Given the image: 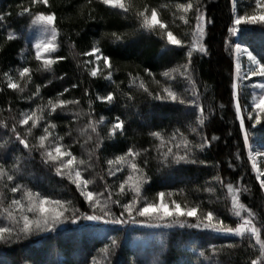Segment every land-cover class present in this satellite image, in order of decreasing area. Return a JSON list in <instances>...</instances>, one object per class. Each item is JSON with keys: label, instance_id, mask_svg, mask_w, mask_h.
<instances>
[{"label": "snow or ice", "instance_id": "6c2138e0", "mask_svg": "<svg viewBox=\"0 0 264 264\" xmlns=\"http://www.w3.org/2000/svg\"><path fill=\"white\" fill-rule=\"evenodd\" d=\"M99 2L103 6L117 10L123 18L133 19L136 25L135 32L157 37L164 42L165 49L168 46L187 48L185 63L162 72L163 82L156 79L151 69H144L152 82L158 86L156 91L151 90L148 83L138 75L134 76L129 72L128 76L129 88H137L154 100L195 106L197 114L194 123L188 126V132L193 139H189L185 131L178 127H173L170 131L159 129L148 132V136L152 138L148 148L129 146L120 154L113 153L104 158L106 176L117 177V180L109 184L104 175L96 172V167L101 160L102 150L107 151L111 147L106 145L105 141L125 135L126 121L119 115L111 121L103 115L97 117L94 104L99 101L114 105L118 102V93L130 101L134 99L131 93L124 92L117 85L115 89L106 90L104 94L97 91L93 98L89 90L85 89L84 95L88 97L85 111L82 107H77L80 105L79 98H64V94L69 92L67 87L56 93L55 97L45 98L41 94V89L51 81L36 84L34 90L25 95L33 80L34 70L30 66L3 71V82L7 89L15 91L21 99L27 101L28 107L14 115L11 104L8 105L6 111L9 116L0 119V129L4 131V138L0 139V150H5L15 141L27 150V158L30 159L34 153L37 154L43 166L75 186L82 203L87 205V210H81L73 200L53 196L23 182L22 161L25 157L17 156L11 164L0 159V243L19 242L34 233L55 231L59 225L68 222L77 223L83 220L124 224L128 221L150 223L154 220L168 227L178 225L234 235L241 242L247 239L248 247L255 250V256L250 259L249 264H264V217L242 201V194L249 191L248 185L242 182L243 177L240 178L241 182L232 180L225 182L224 177L216 174L210 178L209 185L201 189L210 196L215 195L217 186L226 190L230 202L228 211L238 221L235 226L226 224L225 220L210 207L211 199L208 201L209 206H205L203 201L189 203L186 199L183 201L175 199L174 197L182 194L183 190L157 191L155 199H149L145 195L147 191L145 186L151 180L145 169L148 167V157L152 152L156 153L155 158L162 165L206 164V161L198 160L197 151L202 152L210 148L212 141L219 139L216 135L209 138L204 132L206 121L214 114V109H209L206 113L204 105L196 99L200 91L196 87L192 67L194 52L201 55L209 54L204 38L212 20L209 19L202 0H173L171 6L167 3L161 5L137 3V0ZM87 3L91 5L93 0H87ZM231 4L235 13L228 28L231 36H242L252 26H259L264 30V0H249V10L243 13L237 9V0H231ZM37 5L42 6V9H37ZM19 8L18 15L23 17L27 14L30 24L38 26L46 37L34 45V58L40 62L35 71L52 72L58 61L66 59L57 54L61 47L60 18L57 11L54 10L51 0H28L26 5ZM165 11L169 13L170 18L164 17ZM10 15V12H0V28L5 27L7 17ZM190 18L194 20L190 31H185L181 35L175 34L173 29L179 27L177 22L188 26ZM88 19H95L91 9L88 12ZM102 36L110 37L113 43H124L128 38L126 32L117 31L103 33ZM16 38L17 32L9 28L6 39L12 41ZM69 40L74 47V41H71V38ZM229 49L230 53L234 54L232 96L235 115L243 134V143L247 148V160L251 164V171L255 173L260 188L264 189V144L254 148L250 143L252 133L245 127L247 119L251 129H255L257 125L264 128V52L255 53L242 42L234 41L229 42ZM79 55L86 57L80 61V65L90 77L117 84L113 79L116 68L112 57L102 49L100 40H95L88 51ZM178 76L190 85L191 98H186L173 87ZM253 77L258 78L257 82H252ZM77 87V84L71 85V88ZM249 87L252 89L250 99L246 94ZM3 91L4 88L0 87V92ZM188 91V88L184 89V92ZM37 100L39 102H36ZM3 111L5 109H0V112ZM65 112L72 114V120L64 125L66 131L61 133L58 130L60 126L56 116ZM82 120V124L73 127V123ZM102 127L105 129L103 134ZM77 146L79 152L74 150ZM229 166L231 167V164ZM97 179L103 182V190L96 189ZM114 207L118 212L113 210ZM138 217L141 219H137ZM187 218H194V221L189 222ZM118 246L117 239L113 237L110 244L101 250L105 264H111L110 256ZM237 246L230 244L227 247ZM212 251H218L214 245ZM92 264H99L95 257Z\"/></svg>", "mask_w": 264, "mask_h": 264}, {"label": "trees", "instance_id": "16d2710c", "mask_svg": "<svg viewBox=\"0 0 264 264\" xmlns=\"http://www.w3.org/2000/svg\"><path fill=\"white\" fill-rule=\"evenodd\" d=\"M144 2L152 5L167 3L171 6L173 0H137V3ZM27 3L28 0H0V12L11 13L7 17L5 27L0 28V49H2L0 50V87L4 88V91L0 92V109H5L0 112V119L9 116L6 111L9 104L14 115H18L20 110L28 107L27 101L21 99L15 91L7 89L2 72L30 66L34 70L33 80L25 95L34 90L36 84L51 81L41 89V94L45 98L55 97L56 93L67 87L69 92L64 94V98H79L80 105L77 107H82L85 111L88 100L84 95L85 89L89 90L94 98L97 91L104 94L106 90L115 89L118 85L119 89L130 92L134 97L129 101L118 93V102L114 105L99 101L94 104L97 117L103 115L111 121L119 115L126 121L125 135L105 141V144L111 147L107 151L102 150L101 160L96 167V172L104 175L109 184L117 180V177L106 176L104 158L113 153L120 154L129 146L148 148L152 142L148 132L159 129L170 131L173 127H178L181 131H185L189 139H193L188 132V126L194 123L197 114L195 106L154 100L137 88H129L128 76L129 72L134 76L138 75L148 83L151 90L156 91L158 86L152 82L144 69H151L156 79L163 82L162 72L185 63L186 47L181 49L168 46L165 49L164 42L147 33L135 32L136 25L133 19L123 18L117 10L101 5L99 0H93L91 5L87 0H51L60 18L61 47L57 54L66 59L58 61L53 66L52 72H36L35 69L40 62L34 58L33 40L27 38L33 25L30 24L27 14L23 17L18 15L19 6ZM202 3L205 5L209 19L212 20L204 38L209 54L201 55L194 52L192 67L196 87L200 91L196 99L204 105L206 113L209 109H214V114L206 121L204 132L209 138L216 135L219 139L212 141L210 148L202 152L197 151L198 160H204L206 164L162 165L155 158L156 153L152 152L148 157V167L145 169L151 177L150 183L145 186L147 189L145 195L149 199H155L157 191L183 190L182 194L174 198L178 201L186 199L189 203L203 201L205 206H209L208 201L211 199L210 207L225 220L226 224L235 226L238 221L228 211L230 202L226 190L217 186L215 195L210 196L201 189L208 186L210 178L216 174L224 177L225 182L228 180L241 182L240 178L243 177L242 182L248 185L249 191L242 194V201L264 217V189L260 188L255 173L251 171L243 134L235 115L232 96L234 54L230 53L229 49V42L234 41L242 42L255 53L264 52V30L259 26H252L242 36H231L228 28L235 14L231 0H202ZM36 7L42 9L40 5ZM90 9L95 17L94 20L88 19ZM237 9L241 13L249 10V0H237ZM163 15L165 18H170L167 11ZM177 23L179 27L174 28L173 31L181 35L185 31H190L194 20L190 18L188 26L179 21ZM9 28L17 32V38L12 41L6 39ZM112 31L126 32L127 40L124 43H113L110 37L102 36L103 33ZM69 38L74 41V47ZM95 40H100L102 49L112 57L116 68L113 74L116 85L104 79L90 77L80 65V61L86 57L79 54L88 51ZM72 84H77L78 87L71 88ZM173 87L186 98H191V88L186 80L178 76ZM185 88L189 91L184 92ZM246 94L250 99L249 90H246ZM125 104L128 106L125 107ZM71 120V113L65 112L56 116L60 126L58 130L61 133L66 131L64 125ZM82 123L83 120L73 123V127H78ZM245 127L252 133L250 142L264 144V128L261 125L251 129L246 119ZM104 130L102 127V134ZM3 138L4 131L0 129V139ZM74 150L79 152V147ZM17 156L25 157L22 161L23 182L53 196L73 200L81 210H87V205L82 203L75 186L43 166L37 154L34 153L32 158H27V150L15 141L5 150H0V159L6 160L9 164ZM95 187L97 190H103V182L97 179ZM217 196L219 199H216ZM113 210L118 212L115 207ZM187 219L189 222L194 221V218ZM113 237L117 239L119 246L110 256L111 264H249L250 259L255 256V250L248 247L247 239L241 242L236 236L216 234L213 230L178 225L168 227L154 220L150 223L128 221L124 224L82 220L59 225L55 231L34 233L19 242L0 243V264H92L94 257L99 264H105L101 250L105 245L110 244V239ZM230 244L238 246L228 248ZM213 245L218 251H212Z\"/></svg>", "mask_w": 264, "mask_h": 264}, {"label": "rangeland", "instance_id": "374dc122", "mask_svg": "<svg viewBox=\"0 0 264 264\" xmlns=\"http://www.w3.org/2000/svg\"><path fill=\"white\" fill-rule=\"evenodd\" d=\"M27 38H30L33 40V47L35 45L36 42L38 41H42L44 39H46L45 35L40 31L39 27L38 26H33V28L30 30V32L28 33V36ZM244 61L246 62V57L244 58ZM252 79V82L255 83L257 82L258 78L256 77H253L251 78ZM247 83V82H246ZM247 90H249L250 92V96H251V92H252V89L251 87H249ZM258 91V90H257ZM250 143L253 144V147L256 148V147H259L260 145L257 144L256 142L254 141H251ZM217 234V232H215ZM218 234H222V235H226V236H234V235H227V234H224V233H218Z\"/></svg>", "mask_w": 264, "mask_h": 264}]
</instances>
